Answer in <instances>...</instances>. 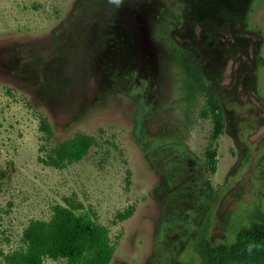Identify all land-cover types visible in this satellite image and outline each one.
<instances>
[{
	"label": "rangeland",
	"instance_id": "rangeland-1",
	"mask_svg": "<svg viewBox=\"0 0 264 264\" xmlns=\"http://www.w3.org/2000/svg\"><path fill=\"white\" fill-rule=\"evenodd\" d=\"M57 206L109 264H202L264 214V0H0V264Z\"/></svg>",
	"mask_w": 264,
	"mask_h": 264
},
{
	"label": "trees",
	"instance_id": "trees-1",
	"mask_svg": "<svg viewBox=\"0 0 264 264\" xmlns=\"http://www.w3.org/2000/svg\"><path fill=\"white\" fill-rule=\"evenodd\" d=\"M40 129L50 141L53 130L46 117ZM95 144V138L76 133L48 152V162L61 166L80 161ZM132 210L121 216L127 218ZM24 247L9 256V264H43L46 258L65 259L66 264H109L115 254L116 241L109 229L85 213L57 206L50 220H33L24 231ZM197 245L202 264H264V214L241 228L231 243Z\"/></svg>",
	"mask_w": 264,
	"mask_h": 264
}]
</instances>
